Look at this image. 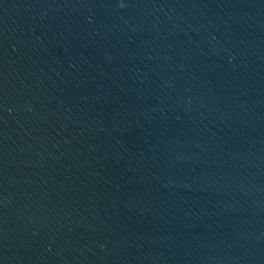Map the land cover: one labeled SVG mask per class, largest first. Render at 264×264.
Segmentation results:
<instances>
[{"label": "water", "instance_id": "95a60500", "mask_svg": "<svg viewBox=\"0 0 264 264\" xmlns=\"http://www.w3.org/2000/svg\"><path fill=\"white\" fill-rule=\"evenodd\" d=\"M0 0V264H264V0Z\"/></svg>", "mask_w": 264, "mask_h": 264}, {"label": "snow or ice", "instance_id": "6c2138e0", "mask_svg": "<svg viewBox=\"0 0 264 264\" xmlns=\"http://www.w3.org/2000/svg\"><path fill=\"white\" fill-rule=\"evenodd\" d=\"M118 3H119V5H120L121 8L125 7L124 0H118Z\"/></svg>", "mask_w": 264, "mask_h": 264}]
</instances>
